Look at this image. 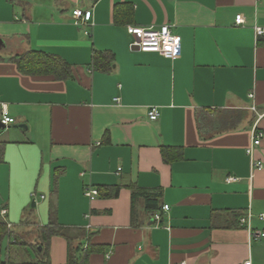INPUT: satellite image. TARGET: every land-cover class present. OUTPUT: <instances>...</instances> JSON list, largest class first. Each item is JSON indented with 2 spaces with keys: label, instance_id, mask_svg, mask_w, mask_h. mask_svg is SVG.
<instances>
[{
  "label": "crops",
  "instance_id": "1",
  "mask_svg": "<svg viewBox=\"0 0 264 264\" xmlns=\"http://www.w3.org/2000/svg\"><path fill=\"white\" fill-rule=\"evenodd\" d=\"M77 8L89 23L74 24ZM163 24L180 38L179 56L129 49L128 25ZM255 27L264 29V0H0V118L14 119L0 128L2 260L264 264V34ZM31 51L60 57L71 76L22 73L15 58ZM254 128L259 170L246 152ZM87 184L99 190L92 201ZM154 193L157 222L146 208ZM51 213L69 242H42ZM17 229L44 257L31 258Z\"/></svg>",
  "mask_w": 264,
  "mask_h": 264
},
{
  "label": "built area",
  "instance_id": "2",
  "mask_svg": "<svg viewBox=\"0 0 264 264\" xmlns=\"http://www.w3.org/2000/svg\"><path fill=\"white\" fill-rule=\"evenodd\" d=\"M73 16L75 18L74 24L75 25H84L89 23L87 21L86 16L84 15L83 11L79 8L73 10ZM244 22V18L241 14L236 15L235 23L242 24ZM127 33L131 37V41L129 43V49L131 51H139V52H153L162 55L166 59H174L175 57L179 56L181 53V41L180 38L172 32L170 24H163L159 27L154 26H137V25H128ZM256 35H263L264 29L261 27H255ZM249 97H253V93L249 94ZM118 101V99H115ZM148 118L150 120H156L159 112L156 107H151L148 110ZM0 122L6 126L14 122V119L8 115V113L3 110L0 118ZM262 138V131L257 130L256 128L252 131V138L250 146L246 149L247 154L251 157V169H261L262 162L260 160H254L252 158V152L255 146L259 145ZM120 168H118L119 170ZM83 194L87 197L90 201L94 200L98 196V190L94 188L92 185H84L83 187ZM168 205H163V210H168ZM5 211H2L4 214ZM153 220L160 221V213L154 212L153 213ZM250 217L248 214L246 217L240 218V223H246L247 219ZM261 219H264V214L260 215ZM9 226V225H8ZM90 225H87L89 228ZM258 236L264 237V231L262 233H258ZM181 264H185L184 262ZM242 264H252L251 261L248 259L244 261Z\"/></svg>",
  "mask_w": 264,
  "mask_h": 264
},
{
  "label": "trees",
  "instance_id": "3",
  "mask_svg": "<svg viewBox=\"0 0 264 264\" xmlns=\"http://www.w3.org/2000/svg\"><path fill=\"white\" fill-rule=\"evenodd\" d=\"M118 10L117 8H114V17H118ZM264 42V38L262 39ZM111 54L105 56L109 57ZM99 57H102L101 54L96 55V59ZM15 60L18 63V69L25 74H48L53 75L56 79H66L71 76V69L70 65L61 59L60 57L49 55L43 52L39 51H31L27 53V55L16 57ZM3 146L4 143L0 142V162L3 160ZM168 158L165 157V160ZM99 194V190H98ZM159 193H154L150 195H146V208L151 211H156L159 209L157 207V201L159 198ZM151 196V197H149ZM8 234V229L6 227L5 223L0 222V256L3 251V240ZM59 235L64 237L68 242L71 239L70 235L66 233L65 229L59 226V224L56 221V217L54 213L50 214V219L45 227V233L42 234L41 240L42 242L47 245L49 242V239L54 236ZM38 245H42L41 243H38ZM42 252H45L44 249ZM68 263H73L72 259H68ZM0 264H6L4 260L0 257Z\"/></svg>",
  "mask_w": 264,
  "mask_h": 264
},
{
  "label": "rangeland",
  "instance_id": "4",
  "mask_svg": "<svg viewBox=\"0 0 264 264\" xmlns=\"http://www.w3.org/2000/svg\"><path fill=\"white\" fill-rule=\"evenodd\" d=\"M16 232H17V234H19V238L17 237V240H19V241H25L26 242V244H28V245H26V249L28 250V252L30 253V256H31V258H34L36 255H41V254H43V257H44V253L45 252H42V253H40V252H37L38 250H39V247H37V249L35 250V248H33V246H31L32 244V241H33V238H32V235L33 234H23V230L21 229V230H19V229H17V230H15ZM31 233H35L34 232V230H32V232ZM44 251H45V247H44ZM29 259V258H28Z\"/></svg>",
  "mask_w": 264,
  "mask_h": 264
},
{
  "label": "water",
  "instance_id": "5",
  "mask_svg": "<svg viewBox=\"0 0 264 264\" xmlns=\"http://www.w3.org/2000/svg\"><path fill=\"white\" fill-rule=\"evenodd\" d=\"M14 126H18V127H25V125H14ZM0 128H4V125L0 122ZM41 248L39 247V250H40Z\"/></svg>",
  "mask_w": 264,
  "mask_h": 264
}]
</instances>
